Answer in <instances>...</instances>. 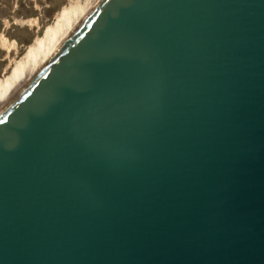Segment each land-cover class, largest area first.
<instances>
[{
    "label": "water",
    "instance_id": "water-1",
    "mask_svg": "<svg viewBox=\"0 0 264 264\" xmlns=\"http://www.w3.org/2000/svg\"><path fill=\"white\" fill-rule=\"evenodd\" d=\"M0 264H264V0H100L0 111Z\"/></svg>",
    "mask_w": 264,
    "mask_h": 264
},
{
    "label": "rangeland",
    "instance_id": "rangeland-1",
    "mask_svg": "<svg viewBox=\"0 0 264 264\" xmlns=\"http://www.w3.org/2000/svg\"><path fill=\"white\" fill-rule=\"evenodd\" d=\"M87 1L0 0V82L9 79L35 40L57 25L62 12L83 11Z\"/></svg>",
    "mask_w": 264,
    "mask_h": 264
},
{
    "label": "bare ground",
    "instance_id": "bare-ground-1",
    "mask_svg": "<svg viewBox=\"0 0 264 264\" xmlns=\"http://www.w3.org/2000/svg\"><path fill=\"white\" fill-rule=\"evenodd\" d=\"M99 1H87L83 11L62 12L57 25L49 27L44 32L42 40H35L24 55L21 64L11 73L9 79L0 82V111L26 86L51 56L57 52ZM3 42L5 43L4 40Z\"/></svg>",
    "mask_w": 264,
    "mask_h": 264
}]
</instances>
